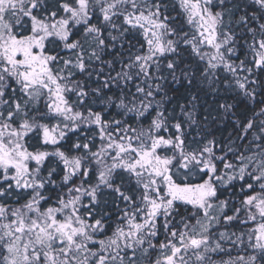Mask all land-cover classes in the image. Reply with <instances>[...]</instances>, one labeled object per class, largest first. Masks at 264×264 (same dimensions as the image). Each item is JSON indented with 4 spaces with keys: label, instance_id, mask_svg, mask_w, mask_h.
<instances>
[{
    "label": "snow or ice",
    "instance_id": "6c2138e0",
    "mask_svg": "<svg viewBox=\"0 0 264 264\" xmlns=\"http://www.w3.org/2000/svg\"><path fill=\"white\" fill-rule=\"evenodd\" d=\"M0 264H264V0H0Z\"/></svg>",
    "mask_w": 264,
    "mask_h": 264
}]
</instances>
